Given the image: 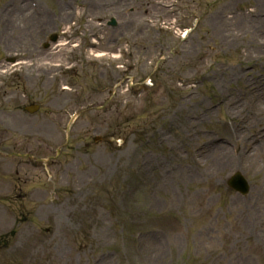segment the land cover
I'll list each match as a JSON object with an SVG mask.
<instances>
[{"label":"rangeland","instance_id":"1","mask_svg":"<svg viewBox=\"0 0 264 264\" xmlns=\"http://www.w3.org/2000/svg\"><path fill=\"white\" fill-rule=\"evenodd\" d=\"M262 12L264 0H0V59L18 61L0 70V264H264ZM209 135L245 148L241 163L198 155ZM236 170L247 197L226 187Z\"/></svg>","mask_w":264,"mask_h":264},{"label":"bare ground","instance_id":"2","mask_svg":"<svg viewBox=\"0 0 264 264\" xmlns=\"http://www.w3.org/2000/svg\"><path fill=\"white\" fill-rule=\"evenodd\" d=\"M65 13H67V11H65ZM15 14V18L17 20H22L23 22V30H24V34L27 35H31L34 36L35 35V31H33V22L35 20L36 17L34 16H30L28 17V9L26 7H23L22 9L20 8L14 13ZM61 15V14H60ZM61 17H64L63 15H61ZM28 18V20L26 19ZM261 21H264L263 19H261ZM264 28V23H260L259 25V29L262 30ZM233 105H237L236 103H234ZM232 110V109H230ZM234 110V109H233ZM257 113L253 112L250 115H243L241 117H236L235 120V124L236 125H240L242 127H247L246 122L250 124L251 127H253L254 124H256L257 121ZM247 119V120H246ZM189 124V123H188ZM207 140L203 142L202 146L206 147V146H210L211 150L208 153V155L206 156V160H218L219 163L221 165H225L227 162L230 161V158L233 162H236L237 159L232 158V154H230V148L225 146V145H215V138L213 136H207L206 137ZM197 145H200V143H197ZM200 153H202V151H199Z\"/></svg>","mask_w":264,"mask_h":264},{"label":"water","instance_id":"3","mask_svg":"<svg viewBox=\"0 0 264 264\" xmlns=\"http://www.w3.org/2000/svg\"><path fill=\"white\" fill-rule=\"evenodd\" d=\"M235 179H236V177H234V178H232V179L230 180V185H231L232 187L238 189V188L234 185V181H235Z\"/></svg>","mask_w":264,"mask_h":264}]
</instances>
